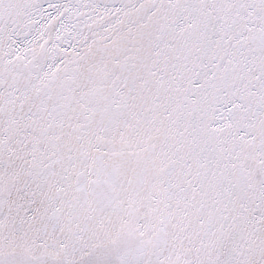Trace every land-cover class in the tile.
Instances as JSON below:
<instances>
[{
  "label": "snow or ice",
  "instance_id": "1",
  "mask_svg": "<svg viewBox=\"0 0 264 264\" xmlns=\"http://www.w3.org/2000/svg\"><path fill=\"white\" fill-rule=\"evenodd\" d=\"M0 264H264V0H0Z\"/></svg>",
  "mask_w": 264,
  "mask_h": 264
}]
</instances>
